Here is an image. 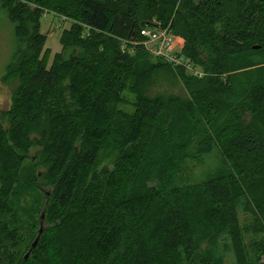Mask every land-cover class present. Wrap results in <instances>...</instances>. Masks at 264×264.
I'll list each match as a JSON object with an SVG mask.
<instances>
[{"label": "trees", "instance_id": "16d2710c", "mask_svg": "<svg viewBox=\"0 0 264 264\" xmlns=\"http://www.w3.org/2000/svg\"><path fill=\"white\" fill-rule=\"evenodd\" d=\"M2 9L15 26L7 72L22 82L8 126L0 114V264H230L229 253L233 264H264V0H0ZM46 10L79 23L51 64ZM157 27L202 75L133 44ZM168 70L183 76L187 101L148 96L146 81ZM45 119L37 165H50L36 178L48 191L27 240L13 201ZM106 144L119 154L100 169ZM215 148L222 167L189 179ZM214 224L225 229L210 240Z\"/></svg>", "mask_w": 264, "mask_h": 264}, {"label": "rangeland", "instance_id": "374dc122", "mask_svg": "<svg viewBox=\"0 0 264 264\" xmlns=\"http://www.w3.org/2000/svg\"><path fill=\"white\" fill-rule=\"evenodd\" d=\"M74 25H79V23L74 19L67 18L66 16L57 14L54 11H45L41 21V32L47 36L44 50L48 53L49 64L52 63L54 56L63 49L61 40L65 30L71 29ZM14 31V23L10 20L7 12L2 9L0 11V114L5 126H8L10 123V108L13 103V97L22 82V78L18 75V73L7 72V65L12 60L15 50ZM143 40L144 38L138 39V41ZM174 43L176 50L180 51L181 43L177 39H175ZM199 71L202 72L201 70ZM183 80V76L179 73H173L169 70L165 72H158L156 74H152V76L146 81L147 85L145 86V91L151 98L170 95L179 98L180 100L187 101L191 95L188 94V91L184 87ZM132 93L133 92L130 88H127L124 90L122 96L134 99L135 95ZM115 107L123 109L128 108L126 109V112L131 111L129 113H133L135 110L134 106H127L124 108V105L120 102H117ZM46 121L47 119L44 120L42 125L39 124L36 127L37 130L32 133L34 145L27 152L28 158L25 162L21 181L19 182L17 188L18 196H16L13 201V205L19 209L23 218L22 224L20 223V233L27 240L30 239L33 234L34 223L40 219L41 211L43 209L42 205L45 202L44 194L46 190L48 191V188H42L43 180L36 178L39 173L47 171L50 165L49 163L46 165H37L42 160L41 154L44 153L43 146L40 145L39 141L43 129L46 128ZM118 154L117 147L114 148L113 145L108 144L104 145L98 160L99 168H114ZM35 157H38V160H34L33 158ZM43 159H46V157H43ZM224 160L225 158L223 153H220V151L216 148L213 149L211 153L203 154L200 158L192 162L191 165L193 169L191 172H188L189 179H195L198 181L205 179L210 174L218 171V169L222 167ZM38 185H41V189ZM13 227L14 226L12 224L9 225L10 229ZM224 229V225H212L213 233L210 240L218 236H222ZM209 241L204 244L203 248H206ZM15 249L19 252L23 250H19V248ZM227 259L230 264L234 263L232 253L227 255Z\"/></svg>", "mask_w": 264, "mask_h": 264}, {"label": "built area", "instance_id": "2783aa9c", "mask_svg": "<svg viewBox=\"0 0 264 264\" xmlns=\"http://www.w3.org/2000/svg\"><path fill=\"white\" fill-rule=\"evenodd\" d=\"M142 34L144 36L143 41H138V39L132 41L135 46L142 45L152 55L165 58L175 64L184 65L190 71L202 75L199 70L192 67L184 58L178 56L179 51L174 47L176 38L170 33L168 28H147L142 31Z\"/></svg>", "mask_w": 264, "mask_h": 264}, {"label": "water", "instance_id": "95a60500", "mask_svg": "<svg viewBox=\"0 0 264 264\" xmlns=\"http://www.w3.org/2000/svg\"><path fill=\"white\" fill-rule=\"evenodd\" d=\"M260 47H261L260 45H255V46H254V48H260ZM44 217H45V213H43V215H42V219H44ZM44 230H45L44 222L42 221V222H41V227H40V229H39V235H38L37 239L34 241V243H33V247H36V246L38 245V242H39V240H40V238H41V235H42V233L44 232ZM29 256H30V252L26 255V258H28Z\"/></svg>", "mask_w": 264, "mask_h": 264}]
</instances>
